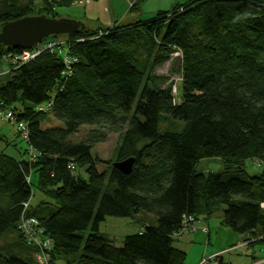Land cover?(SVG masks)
<instances>
[{
    "label": "trees",
    "instance_id": "1",
    "mask_svg": "<svg viewBox=\"0 0 264 264\" xmlns=\"http://www.w3.org/2000/svg\"><path fill=\"white\" fill-rule=\"evenodd\" d=\"M76 1L42 0L38 15L54 19L55 7ZM33 8V0H0V27ZM64 35L40 43L59 41L53 51L13 66L6 56L23 50L0 45L11 73L0 102L25 123V143L37 153L29 160L0 150V264H38L18 229L31 216L51 239L50 264H184L186 252L173 245L182 217L208 219L219 206L221 224L246 246L264 245V0L177 1L144 19ZM173 50L181 55L178 99L175 84L153 73ZM48 113L62 125L42 128ZM82 125L119 132L104 172L91 151L100 131L72 138ZM129 157L130 173L112 166ZM211 157L223 170L198 172ZM247 159L260 171L249 174ZM33 186L47 196L36 205ZM106 216L141 217L116 246L99 234Z\"/></svg>",
    "mask_w": 264,
    "mask_h": 264
},
{
    "label": "rangeland",
    "instance_id": "2",
    "mask_svg": "<svg viewBox=\"0 0 264 264\" xmlns=\"http://www.w3.org/2000/svg\"><path fill=\"white\" fill-rule=\"evenodd\" d=\"M111 1V3H110ZM88 0L87 3L84 5L85 0H78L74 4L65 7H55V12H57L58 19H69L73 21H80L86 26H90L92 28L98 27H108L109 25L114 24L113 19H119V15L121 13V9L119 6L123 5V8L126 9L127 13V20L121 17L122 23H130L131 21H137L139 19H144L150 17L149 14L144 13L145 9L144 5L149 8L151 2L149 0L143 4H139L134 9H129V6L133 3L125 2L127 0ZM117 4L118 6L112 4ZM183 1V0H182ZM34 8L32 11L28 12V15H38L39 9L43 6L42 0H33ZM139 7V8H138ZM119 8V9H118ZM123 9V10H124ZM141 13V16H140ZM114 14V18H113ZM120 20V19H119ZM117 23V22H115ZM58 38H65L64 34H61ZM40 45V44H39ZM36 46V45H35ZM178 50H173L169 59L165 61V63L161 66H157L154 68L153 73L164 77L166 82H173L175 85L173 86V91H177V99L180 96V89L181 84L178 83L179 77L177 70L181 64L180 57L181 55L178 53ZM10 68L6 58H0V85L7 82L10 77L11 73L9 72ZM174 94V93H173ZM176 99V101H177ZM47 104H44L43 107H46ZM10 118L6 117V113L0 116V150H4L5 153L12 155L16 158L20 159H28L29 154L25 153L24 150H28V145L25 143L24 137H22L23 130L20 129V126L17 122L9 120ZM62 125L61 120H57L51 113H48L46 119L42 120L41 127L48 128L52 126H59ZM104 132V135L101 137L98 131ZM93 132L95 136H93V147H92V154L96 156L101 162L97 164V168L99 172H104L108 168V161L113 159L115 147L119 141V132L116 130H109L108 126H103L102 128L99 126H88L82 125L79 128V131L75 133L72 138L75 140H87L90 137V134ZM244 166L249 174H255L260 171V166L256 164V160L247 159L245 160ZM75 168V167H74ZM198 172H218L223 170V160L220 157H211V158H201V160L196 165ZM75 171L76 168H75ZM33 193L30 198L31 205H36L41 199L47 198V196L43 195L41 192L38 191L36 186H33ZM28 208V206H27ZM224 207L219 206L215 214L209 217V220L205 219V217L200 216L198 217V222L205 223L211 227V236H210V250L214 252L215 250H219L218 252L223 257V264H252L253 259L261 260L264 258V245L258 244L253 246H246V243H243L242 238L237 234L234 233L229 227L223 226L221 224V217L222 213L221 210ZM216 210V209H215ZM220 210V211H219ZM142 214V213H141ZM144 215V214H142ZM141 216L136 218H125L120 216H106L104 221H101L99 226V234L103 237L108 238H115L114 244H116L120 239L124 236L129 235L130 233L136 232L138 229V220ZM145 217V216H144ZM20 224V223H19ZM219 225L217 228V233L214 232L213 229ZM91 231V227L87 228L84 235L88 234ZM182 233V232H180ZM188 238L184 239L180 236H174L173 238V245L184 248L190 251L187 254L189 260L193 259L195 251L200 248V246H204L208 242L207 232L205 231H193L188 233L187 231L184 232ZM240 239L239 244L237 240ZM9 239H3L1 241L5 242ZM184 240L185 242H182ZM2 242V243H3ZM9 242V241H8ZM32 246V245H31ZM213 250H212V249ZM78 252L74 254H69L68 260H76L77 257L82 253L83 248H80ZM193 249V250H192ZM38 252V250H37ZM35 253V259L37 261ZM64 260V257H61ZM60 259V257L58 258ZM187 259V258H186ZM38 262V261H37ZM58 261L56 264H60ZM66 264V263H65Z\"/></svg>",
    "mask_w": 264,
    "mask_h": 264
},
{
    "label": "built area",
    "instance_id": "3",
    "mask_svg": "<svg viewBox=\"0 0 264 264\" xmlns=\"http://www.w3.org/2000/svg\"><path fill=\"white\" fill-rule=\"evenodd\" d=\"M42 42V41H41ZM40 42V43H41ZM38 43V48L34 50H29V49H23L21 53L18 54H9L6 57L10 58V62L13 65L15 64H23L24 62L35 58L37 54H39L41 51L45 49H49L53 51L56 49V47L59 46L60 42L59 41H53V42H47L45 44H40ZM40 44V45H39ZM64 47H60L58 53L63 55L65 53ZM180 54V52H178ZM66 56V55H65ZM64 56V57H65ZM65 61L68 62L70 61L69 57L67 56L65 58ZM175 93L176 91H172ZM50 105V103H47V107ZM6 113V117L10 118L9 120H12L15 122L12 111L3 108L2 103L0 102V116L4 115ZM17 124L20 126V129L23 131L20 132L22 133V137H24L25 141L28 138V132L26 129V125L23 122H17ZM29 154V160H33L36 157V152L32 149L29 148L28 152ZM75 165L72 163L69 165L70 170H74ZM27 181H29V177L27 178ZM24 208L27 209L28 203H23ZM196 220L195 216L193 215H188V216H183L182 217V227L179 230V232L175 233V235H178L180 232L183 230L192 228L194 221ZM18 229L22 231L25 240L29 245H34L36 247V250H38L36 258L38 261V264H50L49 261V253H50V245H51V239H49L46 235L43 236L41 229L38 227V221L36 218L33 216L31 217H23L21 218L20 224L18 226ZM221 255L218 251L216 253H213L211 255H207L205 257H202L201 260L197 264H218V256ZM259 263H264V258L255 262L254 264H259Z\"/></svg>",
    "mask_w": 264,
    "mask_h": 264
},
{
    "label": "water",
    "instance_id": "4",
    "mask_svg": "<svg viewBox=\"0 0 264 264\" xmlns=\"http://www.w3.org/2000/svg\"><path fill=\"white\" fill-rule=\"evenodd\" d=\"M85 25L76 20L50 18L46 15H26L1 24L0 45L8 49H30L55 34H66L82 30ZM133 157L115 161L112 166L122 173H130Z\"/></svg>",
    "mask_w": 264,
    "mask_h": 264
},
{
    "label": "crops",
    "instance_id": "5",
    "mask_svg": "<svg viewBox=\"0 0 264 264\" xmlns=\"http://www.w3.org/2000/svg\"><path fill=\"white\" fill-rule=\"evenodd\" d=\"M87 1L88 0H85V2H84V5L87 3ZM110 1V0H109ZM148 0H142L141 2H140V4H139V7H140V5L141 4H143V3H145V2H147ZM177 1H182V0H149V2H151V5H150V7L149 8H147L146 7V4L144 5V8L143 9H145V11H144V13H146V14H149V16L151 15V14H153V13H156L157 11H162V10H169V9H171L172 8V5L174 4V3H176ZM126 3L127 2H131V0H127V1H125ZM110 3H111V1H110ZM112 4H114L113 3V1H112ZM114 5H116V6H118L117 4H114ZM121 7H122V9H121ZM130 7V6H129ZM138 7V8H139ZM119 8L121 9V13L122 14H120L119 16V19H113V21H114V23L115 22H122V20H121V17H123L124 19H126L127 20V18H125V17H127V13H126V9H124L123 8V5L122 6H119ZM118 8V9H119ZM124 9V10H123ZM137 9V8H136ZM140 16H141V13H140ZM113 18H114V14H113ZM207 220H209V218L207 219ZM217 228H219V225L217 226V227H215V229H213L214 230V232H216L217 233ZM99 229H100V226H99ZM138 230V229H137ZM136 230V231H137ZM198 231V230H200V231H205V232H207V237H208V242L206 243V245H205V248H204V246L202 247V246H200V248H198L196 251H195V255L193 256L194 258L193 259H191V260H189V257H187V254H189V252L191 253V250L189 251L188 250V248L187 249H182V248H180V247H178V248H180L181 250H184L185 252H186V258L187 259H185V262H184V264H197L200 260H201V258L202 257H205V256H207V255H211V254H213V253H216L217 251H219V250H215L214 252H212L211 250H210V236H211V234H212V232H211V227L209 226V225H207V224H203V223H200V222H198V219L197 220H195L194 221V223H193V226H192V228H189V229H186V230H183L182 231V233H179L178 235H175V236H180L181 237V235H182V238H184V239H186V238H188L187 236H184L185 235V231H187L188 233H190V232H193V231ZM111 240H113V242L115 241V238H110ZM123 239V238H122ZM122 239H120L115 245L116 246H118L120 243H121V240ZM242 240V239H241ZM182 242H185L184 240H181V244H183ZM237 242L239 243V244H242V243H240V239H238L237 240ZM244 244L246 243V242H243ZM247 244V243H246ZM212 249V248H211ZM193 250V249H192ZM213 250V249H212ZM57 261H56V263L58 262V261H60L59 263L60 264H65L66 263V260H63L62 258H60V259H56ZM220 262H222L223 263V257H222V255L220 256V259L218 260V263L220 264ZM255 263V262H254ZM254 263H252V264H254Z\"/></svg>",
    "mask_w": 264,
    "mask_h": 264
}]
</instances>
